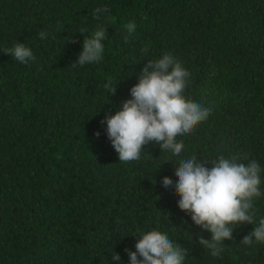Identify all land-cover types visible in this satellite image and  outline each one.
Here are the masks:
<instances>
[{
    "label": "trees",
    "instance_id": "16d2710c",
    "mask_svg": "<svg viewBox=\"0 0 264 264\" xmlns=\"http://www.w3.org/2000/svg\"><path fill=\"white\" fill-rule=\"evenodd\" d=\"M103 6L109 20L93 15ZM129 22L136 30L126 42ZM102 24L103 60L73 67ZM18 42L35 60L22 64L3 51ZM165 53L190 73L186 98L212 112L177 137L180 157L150 142L140 161L119 162L105 118L131 98L148 61ZM109 80L118 82L114 94L104 88ZM245 154L262 169V195L253 201L259 220L264 0H0V264H130L126 249L140 239L133 233L150 230L185 249L184 264H264V243H241L255 227L248 223L213 257L198 243L211 233L178 207L175 193L180 159Z\"/></svg>",
    "mask_w": 264,
    "mask_h": 264
},
{
    "label": "clouds",
    "instance_id": "9594fccd",
    "mask_svg": "<svg viewBox=\"0 0 264 264\" xmlns=\"http://www.w3.org/2000/svg\"><path fill=\"white\" fill-rule=\"evenodd\" d=\"M93 15L97 20L101 17L109 20L111 9L108 6L97 7ZM124 27L128 33L125 36L127 42L135 33L136 24L129 22ZM80 32H87V29L82 28ZM107 34V26L102 24L91 36H86L82 52L73 67L102 61L103 41ZM39 36L47 38L44 31ZM3 51L22 64L35 60L32 49L23 42ZM142 51L146 53L147 47ZM189 83V71L171 53L148 61L140 72L138 83L130 89L131 98L125 100L114 115L105 118L107 136L119 162L140 161L143 147L150 142L158 144L162 151L180 157L184 144L177 137L192 133L212 112L210 107L186 98L184 92ZM116 84L113 85L110 80L105 83L107 93L114 94ZM242 160H248L247 154L230 158L221 155L212 162L201 161L193 155L174 164L175 193L180 197L178 207L190 214L197 226L211 233L210 239L201 236L198 243L210 250L213 257L220 256L224 240L233 239L234 229L244 223L255 227L241 243L249 247L254 242L264 243V217L257 220L253 203L254 198L262 195V169L255 160H248L247 164ZM206 162L213 166L206 167ZM162 183L166 188L171 187L173 180L165 176ZM133 234H139L140 239L135 244V251L126 249L130 264H184L186 250L175 244L167 234L158 230ZM113 259L120 261L121 257L115 252Z\"/></svg>",
    "mask_w": 264,
    "mask_h": 264
}]
</instances>
